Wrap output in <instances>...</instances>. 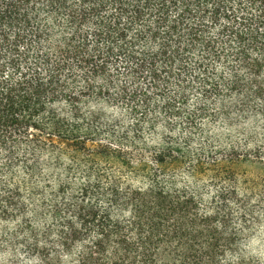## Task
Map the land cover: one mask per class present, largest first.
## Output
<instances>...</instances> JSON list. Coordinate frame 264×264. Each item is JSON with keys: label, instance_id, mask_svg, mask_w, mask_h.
<instances>
[{"label": "trees", "instance_id": "obj_1", "mask_svg": "<svg viewBox=\"0 0 264 264\" xmlns=\"http://www.w3.org/2000/svg\"><path fill=\"white\" fill-rule=\"evenodd\" d=\"M255 110L264 0H0V264H262L236 148H192Z\"/></svg>", "mask_w": 264, "mask_h": 264}, {"label": "rangeland", "instance_id": "obj_2", "mask_svg": "<svg viewBox=\"0 0 264 264\" xmlns=\"http://www.w3.org/2000/svg\"><path fill=\"white\" fill-rule=\"evenodd\" d=\"M193 104L190 103V107ZM98 106H101L105 116L117 119L115 126L120 130L128 129L132 124L131 118L120 108H115V105L104 103ZM255 111L247 118L235 115L231 120L218 118L205 120L203 123L205 134L195 136L192 148L198 150L199 146L206 144L207 141L211 142L212 147L222 146L225 151L231 147L236 148L238 161L237 167L234 168V177L241 200L240 205L245 203L252 212L250 218L239 223V228L243 231L239 254L264 264V117L257 110ZM162 131L160 128V132ZM147 139L148 142H152L150 137ZM209 151L208 146L207 155ZM207 168L212 169V167ZM226 168V165L222 166L223 173L227 172ZM185 173L184 170H178L173 174L180 183H184L187 181ZM212 173L207 171L205 176L197 181L204 193L212 192L220 186V183L216 184L212 181ZM240 205L233 208H239Z\"/></svg>", "mask_w": 264, "mask_h": 264}]
</instances>
